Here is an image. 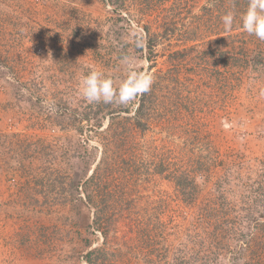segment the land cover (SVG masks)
Segmentation results:
<instances>
[{
    "label": "rangeland",
    "instance_id": "rangeland-1",
    "mask_svg": "<svg viewBox=\"0 0 264 264\" xmlns=\"http://www.w3.org/2000/svg\"><path fill=\"white\" fill-rule=\"evenodd\" d=\"M247 4L0 0V264H264V41L240 26ZM125 55L151 90L86 102L81 76L119 83Z\"/></svg>",
    "mask_w": 264,
    "mask_h": 264
},
{
    "label": "clouds",
    "instance_id": "clouds-1",
    "mask_svg": "<svg viewBox=\"0 0 264 264\" xmlns=\"http://www.w3.org/2000/svg\"><path fill=\"white\" fill-rule=\"evenodd\" d=\"M239 19L244 32L264 41V0H248L247 8ZM221 21L224 31L230 32L235 16L232 12H227L221 17ZM134 45L136 48H143V40L135 39ZM120 65L122 77L119 83L98 70L82 75L78 82L80 96L89 104L102 102L130 106L151 90L154 83L152 73L140 70L134 57L122 56Z\"/></svg>",
    "mask_w": 264,
    "mask_h": 264
},
{
    "label": "trees",
    "instance_id": "trees-1",
    "mask_svg": "<svg viewBox=\"0 0 264 264\" xmlns=\"http://www.w3.org/2000/svg\"><path fill=\"white\" fill-rule=\"evenodd\" d=\"M149 46H150V45H149ZM143 100H144V98H142V100H141L142 104H143ZM141 108H142V106H140L139 109L136 110V112H137V113L141 112ZM176 187H177V189H178L181 193H185V191H186V189H187V187H186L184 184H181V183H177V184H176ZM259 217H260V215H259ZM248 219H249V223H250L251 225H256V226H257V223H258L257 219H253V217H252V216H249V215H248ZM260 237H262V236H260ZM258 238H259V237H256V238L254 237V238H253V241H252V244H253L254 241H257ZM259 241H260V240H259ZM262 241H264V239H263Z\"/></svg>",
    "mask_w": 264,
    "mask_h": 264
}]
</instances>
